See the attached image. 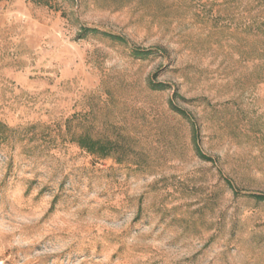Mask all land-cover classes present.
Masks as SVG:
<instances>
[{"label":"rangeland","instance_id":"374dc122","mask_svg":"<svg viewBox=\"0 0 264 264\" xmlns=\"http://www.w3.org/2000/svg\"><path fill=\"white\" fill-rule=\"evenodd\" d=\"M263 19L0 0V264H264Z\"/></svg>","mask_w":264,"mask_h":264},{"label":"trees","instance_id":"16d2710c","mask_svg":"<svg viewBox=\"0 0 264 264\" xmlns=\"http://www.w3.org/2000/svg\"><path fill=\"white\" fill-rule=\"evenodd\" d=\"M35 2H39L40 0H34ZM49 3V2H48ZM262 26L264 28V19L262 21ZM0 125H3L1 122H0ZM79 143L81 146H84L86 148H88L89 150H91L92 152H95V151H101L103 154H107L108 151L106 150L107 146L105 145H101L99 143V141H95V140H92L89 136L87 135H82V136H79Z\"/></svg>","mask_w":264,"mask_h":264}]
</instances>
